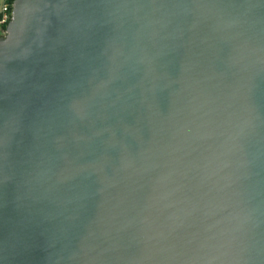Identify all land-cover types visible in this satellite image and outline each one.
Listing matches in <instances>:
<instances>
[{
	"label": "water",
	"instance_id": "95a60500",
	"mask_svg": "<svg viewBox=\"0 0 264 264\" xmlns=\"http://www.w3.org/2000/svg\"><path fill=\"white\" fill-rule=\"evenodd\" d=\"M12 12L0 264H264V0Z\"/></svg>",
	"mask_w": 264,
	"mask_h": 264
},
{
	"label": "built area",
	"instance_id": "2783aa9c",
	"mask_svg": "<svg viewBox=\"0 0 264 264\" xmlns=\"http://www.w3.org/2000/svg\"><path fill=\"white\" fill-rule=\"evenodd\" d=\"M11 0H0V36H5L7 33V25L12 18Z\"/></svg>",
	"mask_w": 264,
	"mask_h": 264
},
{
	"label": "trees",
	"instance_id": "16d2710c",
	"mask_svg": "<svg viewBox=\"0 0 264 264\" xmlns=\"http://www.w3.org/2000/svg\"><path fill=\"white\" fill-rule=\"evenodd\" d=\"M14 0H11V2H13ZM7 27V26H6ZM0 37H3V36H0Z\"/></svg>",
	"mask_w": 264,
	"mask_h": 264
}]
</instances>
